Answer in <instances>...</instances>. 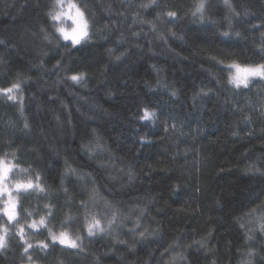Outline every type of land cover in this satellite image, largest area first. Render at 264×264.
<instances>
[{
    "label": "trees",
    "instance_id": "16d2710c",
    "mask_svg": "<svg viewBox=\"0 0 264 264\" xmlns=\"http://www.w3.org/2000/svg\"><path fill=\"white\" fill-rule=\"evenodd\" d=\"M84 2L73 46L45 39L50 0H0V155L43 185L0 211V264H264V77L228 66L264 64V0ZM45 204L79 247L3 231Z\"/></svg>",
    "mask_w": 264,
    "mask_h": 264
},
{
    "label": "clouds",
    "instance_id": "9594fccd",
    "mask_svg": "<svg viewBox=\"0 0 264 264\" xmlns=\"http://www.w3.org/2000/svg\"><path fill=\"white\" fill-rule=\"evenodd\" d=\"M144 7H147V5H145ZM87 8L88 5L84 2V0H50V7L46 15L49 17V23L52 31L48 32L47 29H42V31L45 32V39H48L50 42H55V43H59L64 40H70L73 42V46H75L76 44H80L81 43L80 37L83 35L85 30V21L87 22V29L90 23V21L85 18ZM65 35L68 36L67 39H65ZM224 35L226 34L224 33ZM87 36H88V31H87ZM52 38H54V40ZM77 40H79V43L76 42ZM10 155L13 158L15 157V153L9 154L5 152L2 155H0V159H3L8 165H10L11 170L19 168L20 172L16 173L15 176L10 181L5 183V186L8 189L10 187L17 189V185L26 187L27 182L30 180L33 182V180L31 176H24L23 178H21L20 173L22 172L27 174L29 172V169L27 167H22L20 164L14 163L12 159H9ZM37 179H38V174H37ZM33 187H35L37 191L43 190V185L39 183H36L35 185L33 184ZM12 197L16 200V202L18 201L17 196L12 195ZM44 208L47 211L40 213L38 215V218L31 220L26 218L23 220V222L16 224L14 228L8 225H4L3 231L6 234L10 231L19 232L21 234V238L27 240L28 237L24 235L25 225H27L32 229L48 226V217L51 216L52 214L53 205L45 204ZM0 211H3V209L0 208ZM25 212L27 213V217L31 218L33 216L34 210L25 209ZM15 215H17V213H15ZM112 222H113L112 219H107L103 227L104 229L103 231H106L107 228L111 226ZM89 224L86 225L87 228ZM257 230L260 231L261 233H264V231L260 230L259 225L255 223H253L252 227L248 229V231L252 233H255ZM48 233L51 236L54 234L51 226H48ZM139 235L143 236L144 232H140ZM239 264H252V261L251 260L241 261L239 262Z\"/></svg>",
    "mask_w": 264,
    "mask_h": 264
},
{
    "label": "snow or ice",
    "instance_id": "6c2138e0",
    "mask_svg": "<svg viewBox=\"0 0 264 264\" xmlns=\"http://www.w3.org/2000/svg\"><path fill=\"white\" fill-rule=\"evenodd\" d=\"M153 2H155V0H153ZM224 3L227 7L231 8V2L230 0H224ZM205 7V3L204 0H200V3L198 4L197 8H196V12L202 13L203 9ZM234 11V9H233ZM195 14V13H194ZM237 16L240 15L239 13H235ZM247 14V13H245ZM169 16H175L176 13L174 12H170L168 14ZM201 19H203V15H201ZM226 35L228 33H225ZM236 35H240L239 33H236ZM87 36V22L85 21V30L83 35L80 37V39H82L83 37ZM262 36H264V33H262ZM68 36L65 35V39H67ZM77 43H79V40L76 41ZM264 50V49H262ZM219 63H224L223 61H219ZM230 68L234 69V73L231 76L230 82L234 83L236 86H240L241 84L247 86L248 83V78L251 76H260V77H264V64H260L257 66H242L238 63H236L235 61H232L231 64L228 65ZM82 78V74L81 76H72L71 79L74 81H79V79ZM20 87L19 84H13L12 88L10 89H4V90H0V91H4V92H12L14 89H18ZM12 99H14L15 97H10ZM154 112L153 111H149L147 108H145L144 110V116L142 117L143 119H149V118H153L154 117ZM27 126V125H26ZM11 171V166L8 165L3 159H0V195L3 194H7L8 199L5 201L6 207L3 209V211L7 214L8 218L11 219H15L16 215H15V209H16V200L12 197V193L11 191L5 186L4 182L8 177V173ZM33 188V182L30 180L27 182L26 187L21 186V185H17V190L20 189H32ZM253 212L255 211V209L252 210ZM259 219V227L261 231H264V213L261 214V216L258 218ZM243 227V225H242ZM96 228L99 231H103V227L101 226V222L98 219H95L93 217L92 222L88 225V231L89 234L92 235L93 234V229ZM251 239V237H249ZM52 239L53 241L59 240L60 243L65 244V245H69L73 248L79 247V245L77 244V240L80 239L79 237H76V239H71L68 234L66 232H61L59 235L53 234L52 235ZM5 246L4 243V239L3 237H0V248H3ZM29 247H31V245H29ZM44 247H47V245L45 244ZM249 256L253 255V250H250L248 253Z\"/></svg>",
    "mask_w": 264,
    "mask_h": 264
},
{
    "label": "rangeland",
    "instance_id": "374dc122",
    "mask_svg": "<svg viewBox=\"0 0 264 264\" xmlns=\"http://www.w3.org/2000/svg\"><path fill=\"white\" fill-rule=\"evenodd\" d=\"M85 18H86V17H85ZM87 31H88V29H87ZM84 38H85V37H83L81 40H83ZM69 41H70V40H69ZM70 42L73 43L72 41H70ZM252 66L254 67V66H257V65H252ZM234 71H235V70L233 69V73H234ZM253 77H255V76H251V77H249L248 80H250V79L253 78ZM18 172H20V169H19V168L12 169L11 172L9 173L7 179L5 180L4 184L7 183L8 181H10V180L15 176V174L18 173ZM24 176H31L34 185H35L36 183H39V184H40L39 179H37V177H35V175H33V173H32L30 170H29V172H28L27 174L22 173V172L20 173V177H21V178H23ZM9 190L11 191V193H12L13 196H17V197H19L20 194L23 195V194H25V193H28V192H29L28 190H30V189H20V190H17V189H15V188H11V187H10ZM26 191H28V192H26ZM7 199H8L7 194L0 195V208L4 209V208L6 207L5 201H6ZM17 203H18V201H17ZM2 212L7 216V214H6L4 211H2ZM15 212L17 213V215H16V217H17V216H18L17 204H16ZM16 217H15V219H16ZM7 218H8V216H7ZM8 219H9V218H8ZM15 219H11V221H13V220H15ZM9 220H10V219H9ZM0 237H2V236H0ZM70 238H71V237H70ZM71 239H72V238H71ZM24 264H31V263H24Z\"/></svg>",
    "mask_w": 264,
    "mask_h": 264
}]
</instances>
